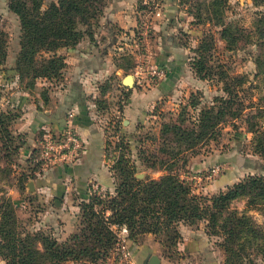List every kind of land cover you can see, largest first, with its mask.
Listing matches in <instances>:
<instances>
[{
	"label": "rangeland",
	"instance_id": "obj_1",
	"mask_svg": "<svg viewBox=\"0 0 264 264\" xmlns=\"http://www.w3.org/2000/svg\"><path fill=\"white\" fill-rule=\"evenodd\" d=\"M50 1L53 0L45 1L42 10L47 9V3ZM118 1H109L102 15L91 20L88 25L79 26L84 36L76 46L87 47L96 43V40L104 42L110 35V41H114L113 48L110 49L113 71L110 74H103L99 79L88 78L87 74L84 80L73 83L71 77L68 78L67 75L68 72H74L75 68L67 62L73 48H60L54 53H41L38 59L48 61V64L45 63L43 73L28 78L19 75L16 69L21 51L20 19L10 10V0H0V32L5 33L7 47L6 60L0 67V113L18 115L16 120L9 124L13 143H10L9 152L3 149V158L0 161V217L3 201H12L20 230L25 234L43 232L58 242L65 243L82 228L81 205L83 202H89L88 200L79 204L80 214L75 223V232H67L66 235L58 225L43 226L46 211L51 208L60 214L62 204L56 205L51 199L47 201L45 195L35 193L36 189L32 191L28 187L29 183L36 184L37 180L43 179L50 168L44 169L39 161L48 129H39L33 133L26 128L27 120L30 119L28 117L30 105L31 112L50 109L55 106V102L63 98V92H71L72 88L79 84L84 90V96L82 94L80 96L88 102L95 123L103 133L106 168L115 184L119 182L115 169L117 164L129 160L136 167L138 180L159 181L166 176H172L189 190L191 196L206 199V204L210 206L214 197L227 193L234 185L251 177L264 178V113L260 115L256 109L259 107L264 111V75L257 76L256 64L258 58L264 62V49L260 48L256 38H253L258 17L264 14V6L256 5L253 0H226L222 22L231 26L238 38L235 48L229 50L220 34L223 29L219 23L220 19L207 10L206 5L210 6L212 0H177L179 10L175 24H170L171 22L164 16V0H127L122 12L125 15H122L118 22L106 19L107 8ZM26 2L29 7L39 3L37 0ZM132 18V26L128 24L127 28L121 27L122 22ZM170 35L176 36L181 44L188 57V64L176 84L174 93L166 96L158 91V86L164 78L153 73L161 69L158 59L163 54L166 48L165 40ZM204 41H206L204 49L198 52ZM99 47L97 44L96 56L102 53ZM201 54L204 55L202 60L206 66L203 73L207 76L205 78L200 77L194 66L195 60L200 59ZM49 60L63 61L64 66L49 74ZM104 64L92 62L91 65L93 68H100ZM127 76L134 77L135 83L132 88L123 83ZM226 78L232 85H236L239 78L246 80V84L235 88L246 111L240 117L233 115L224 117L217 128L219 135L216 139L204 140L194 147L187 148L185 144L179 147L177 143L169 142L174 135L164 134L167 126L178 124L185 129L198 131L201 111L217 106L218 99L229 98L225 92ZM85 89L92 91L85 93ZM135 92L141 96L140 103L133 100ZM22 98H26L22 101H29V104L20 106ZM142 101L143 106L137 108L138 103L139 106L142 105ZM127 107L140 119L133 114H125ZM237 108L238 106H234V113L237 112ZM184 110L185 116L180 119L179 116ZM191 134L192 132H188L190 141ZM237 134L244 135L240 139L242 140L240 145L236 141ZM236 153L259 158L261 168L246 171L248 173L245 172V175L231 187L224 189L217 187L216 180L226 168L224 166L222 168L220 159L222 156ZM218 167L220 171L215 173L214 170ZM114 192L115 188L94 191L91 197L106 198L108 194ZM103 208L99 207L101 210ZM230 210L246 216L264 234V201L252 205L247 198L237 199L231 204ZM74 220L76 219L73 217L72 222ZM178 228L182 241L172 259L165 256L161 244L155 239L161 247L164 259L171 264L181 262L192 264L194 258L198 257V261L203 258V261L212 260L227 264L226 237L219 230L214 232L208 221L193 226L181 222ZM197 232L207 237L210 244L208 251L202 256L196 254L191 256L182 252L183 234L192 236ZM148 235L151 234H146L140 239ZM246 247L241 253L243 264H264V240L256 246ZM112 251L96 263L83 260L64 264H111ZM0 264H8L1 255Z\"/></svg>",
	"mask_w": 264,
	"mask_h": 264
},
{
	"label": "trees",
	"instance_id": "obj_2",
	"mask_svg": "<svg viewBox=\"0 0 264 264\" xmlns=\"http://www.w3.org/2000/svg\"><path fill=\"white\" fill-rule=\"evenodd\" d=\"M45 1L37 0L39 3L31 7L26 0H10L9 3L10 10L19 17L21 23V51L16 71L22 78L43 73L48 61L38 59L41 53H54L60 48L74 49L84 36L79 26L88 25L91 20L102 15L111 0H53L47 3L46 10H42ZM253 1L258 6H264V0ZM225 3L226 0H212L210 6H206L209 12L220 19L222 39L228 49L233 50L238 38L233 28L222 22ZM254 37L260 48L264 49V14L258 17ZM205 44L206 41L202 42L198 52L204 49ZM6 57L5 33L0 32V67ZM199 57L194 66L200 77L205 78L204 55ZM49 61V74L64 66L63 61ZM256 64L257 76H263L264 62L258 58ZM224 81L229 98L218 99L217 106L201 111L198 131L185 129L178 124L167 126L164 134L174 135L169 142L177 143L179 147L185 144L187 148L204 140L216 139L219 135L217 128L224 117H240L246 111L235 90L237 86L246 84V80L239 78L236 85H232L228 78ZM234 106H238L236 113L233 112ZM256 109L258 114L264 113L263 109ZM185 112L179 116L180 119L184 118ZM17 117L16 114L0 113V161L3 149L9 152L10 143H13L9 124ZM188 132H192L191 141ZM237 136L240 140L243 134ZM115 169L119 182L113 184L114 194H108L106 198L90 197L89 202H83L82 228L65 243L43 232H21L14 203L3 201L0 217V255L3 260L8 264H64L83 260L96 263L107 257L117 244L114 226H127L129 239L135 242L146 234L153 235L161 244L165 256L170 259L175 257L176 249L182 241L178 228L181 222L193 226L208 221L214 232H222L226 237L227 264H243L241 253L246 250V246H256L264 240V234L246 216L230 210L231 204L237 199L247 198L252 205L264 201V178L251 177L234 185L227 193L214 197L209 206L206 199L191 196L189 190L172 176L159 181L138 180L136 167L129 160L120 161ZM99 207L104 208L101 210Z\"/></svg>",
	"mask_w": 264,
	"mask_h": 264
},
{
	"label": "crops",
	"instance_id": "obj_3",
	"mask_svg": "<svg viewBox=\"0 0 264 264\" xmlns=\"http://www.w3.org/2000/svg\"><path fill=\"white\" fill-rule=\"evenodd\" d=\"M165 12L164 16L175 24L176 14L179 10L177 6V0H164ZM133 1H131L132 3ZM127 0H119L106 10V19H113L114 22H118L122 17L124 5ZM133 25V18L121 24V27L127 28L129 25ZM130 26V27H131ZM111 40V36H108V40L104 42L96 40V43H92L87 47L78 46L76 49L71 50L70 57L67 62L70 65H74V72H68V78L71 77L73 83H78L80 80L85 79V75L88 74V78L99 79L103 74H110L114 65L111 60L110 49L113 48L114 41ZM165 50L161 57L158 59V65L166 69V77L160 82L158 91L161 95L171 96L174 93L176 84L180 81L182 74L184 73L188 64V57L186 56L184 49L179 44L176 36L170 35L165 40ZM97 44L100 45L102 53L96 56ZM107 48V49H106ZM106 49V50H104ZM94 63H102L100 68H93L91 65ZM93 68V70H92ZM124 83V80H123ZM71 92H63V98L55 102V106L44 111L31 112L32 105H30V117L27 130L33 133L39 131V129H48V131L61 133L65 130L67 123L72 119L74 128L78 134L84 140L86 147L81 158L76 164L73 165H59L47 172L43 179L37 180L35 184L36 192L40 195H45L47 201L54 200L55 204H62V212H54L53 209H48L44 215L43 226H55L58 225L62 232L67 235V232H75V223L80 214L79 204L85 200H88L94 191H108L113 190L114 179L106 168V146L103 133L95 123V118L90 111L88 102L85 100L84 90L81 89L80 84L74 86ZM91 89H85V93L91 92ZM83 96H80V95ZM140 95L134 93V102H141ZM26 100V98H22ZM28 102H20V106H25ZM137 105V108H141L142 105ZM133 110L129 107L126 108L125 114H133ZM71 115V117H70ZM139 120L137 114H133ZM25 126V125H24ZM244 136V135H243ZM237 137L238 145L242 140ZM220 163L226 167L223 170L222 175L216 180V186L222 189L228 188L234 185L240 180L242 175H245L246 171L259 170L261 168V162L259 158L251 156H242L236 153L231 156H222ZM244 171V172H243ZM244 174H243V173ZM248 173V172H246ZM58 202V203H57ZM60 207V208H61ZM73 214V215H72ZM75 218L72 222V218ZM204 231V230H203ZM184 235V243L181 246V251L189 255L202 256L210 247L207 237L203 233H193V235ZM129 246L133 252L136 264H149L153 256L160 258V264H171L170 261L164 259L161 255V247L155 241L153 235H148L146 238L139 239L137 242L129 239ZM195 261L192 264H220L219 262H213L212 260L203 261L198 257L194 258ZM184 264V263H176ZM187 264V263H186Z\"/></svg>",
	"mask_w": 264,
	"mask_h": 264
},
{
	"label": "built area",
	"instance_id": "obj_4",
	"mask_svg": "<svg viewBox=\"0 0 264 264\" xmlns=\"http://www.w3.org/2000/svg\"><path fill=\"white\" fill-rule=\"evenodd\" d=\"M154 75L165 78L166 70H155ZM86 144L78 134L72 119L67 123L63 132L48 131L45 135L39 161L44 169L53 168L59 165H73L78 162L85 151ZM220 171V167L214 170ZM113 230L117 236V244L112 251L111 264H136L134 255L129 246V229L127 226H114Z\"/></svg>",
	"mask_w": 264,
	"mask_h": 264
},
{
	"label": "water",
	"instance_id": "obj_5",
	"mask_svg": "<svg viewBox=\"0 0 264 264\" xmlns=\"http://www.w3.org/2000/svg\"><path fill=\"white\" fill-rule=\"evenodd\" d=\"M134 83H135V80H134V77L133 76H127L124 79V85H126L127 87L132 88L134 86ZM28 187L32 191L35 190V184L33 182L29 183ZM160 263H161L160 258H158L157 256H153L151 258V261H150L149 264H160Z\"/></svg>",
	"mask_w": 264,
	"mask_h": 264
}]
</instances>
